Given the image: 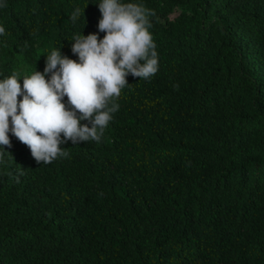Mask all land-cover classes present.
I'll list each match as a JSON object with an SVG mask.
<instances>
[{"label":"trees","instance_id":"1","mask_svg":"<svg viewBox=\"0 0 264 264\" xmlns=\"http://www.w3.org/2000/svg\"><path fill=\"white\" fill-rule=\"evenodd\" d=\"M5 2L0 80L105 35L101 0ZM122 2L155 12L158 71L129 74L101 141L67 158L37 163L8 133L0 264H264V0Z\"/></svg>","mask_w":264,"mask_h":264},{"label":"clouds","instance_id":"2","mask_svg":"<svg viewBox=\"0 0 264 264\" xmlns=\"http://www.w3.org/2000/svg\"><path fill=\"white\" fill-rule=\"evenodd\" d=\"M98 6V29L105 35L100 39L97 34H75L71 51L78 61L62 56L57 48L47 55L43 72L22 77V86L16 71L0 80V145L11 147V132L37 163L67 158L61 145L69 140L73 145L101 141L119 110L117 101L129 74L147 80L157 73L158 54L149 30L155 12L122 0H101ZM4 7L5 0H0ZM80 15L76 8L71 20ZM4 35L0 26V36Z\"/></svg>","mask_w":264,"mask_h":264}]
</instances>
